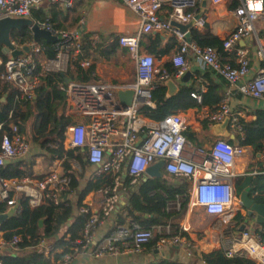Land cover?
Returning a JSON list of instances; mask_svg holds the SVG:
<instances>
[{"label":"built area","instance_id":"built-area-1","mask_svg":"<svg viewBox=\"0 0 264 264\" xmlns=\"http://www.w3.org/2000/svg\"><path fill=\"white\" fill-rule=\"evenodd\" d=\"M139 18V25L134 33L119 35V46L127 48L136 62V80L133 82H105L103 80H72L61 85L65 91V100L58 109L65 131L64 145L67 149L81 150L89 167L83 180L95 179L102 175L112 174L115 184L100 191L102 193L101 208L93 212L87 204L79 208L80 212H91L83 228L82 238L77 239L74 251L66 254L58 264L78 262L83 254L106 263L107 259L116 260L120 256L140 254L146 245L155 241L154 248L159 252L179 247L184 255L191 259L198 252V242L188 236L191 228L182 222L175 225V220L165 224L146 227L127 217L125 223H118V215L126 214V192L123 187L126 179L136 183L144 177L146 169L163 160V172L177 178L187 179L191 183L188 204L204 208L205 212L216 215L222 224V235L226 255H246L256 264H264V232L253 229V220L236 194L235 178L238 177L234 166L238 158L244 156L248 146L239 142L233 143L226 138H215L209 147H201L192 143L186 136L189 127L182 111L167 115L154 124H148L139 113L143 104L155 106L151 90L158 82L174 79L178 82L187 74L189 54L196 56L203 66L212 68L228 82V87L217 110L204 111L198 120H207L210 127L229 117V129L235 135H244L243 120L248 113L236 110L232 103V91L238 89L242 95L253 99H264V45L259 37L257 21L264 16V0H240L233 11L236 27L228 39L224 41V51L234 52L237 65L223 63L221 52L212 46H200L193 39L187 40L186 33L172 25V22L187 24L198 14L199 5L207 0H120ZM213 4H221L226 0H209ZM75 0H0V19L4 17H31L41 28L50 31L60 39L53 43L56 51L54 58H45L43 41H35L32 28L26 37H13L11 42L17 49L28 50L13 58L7 54L6 61L0 56V65H4L1 77L18 89L23 99H33L35 87L39 82L36 73L38 63L45 71H62L77 62L82 67L92 64L88 57L79 58L83 48L81 29L58 28L46 19L33 16V11L44 9V4L60 5L64 9L73 6ZM168 6L166 18L159 11ZM205 12L195 19L193 28L206 27ZM170 32L177 40V49L172 56L176 68L173 78L170 74L160 72L153 54L142 48L144 34ZM31 35V36H30ZM255 37L258 48L257 57L262 62L255 74L251 72L248 46L237 47L242 39ZM95 40L97 35L93 36ZM1 49V48H0ZM159 76V77H158ZM158 77V80H156ZM133 89V102L123 108L117 97V90ZM205 88H202V91ZM191 95L198 101L202 100L201 92L194 91ZM82 112L87 115L85 120L67 122V115ZM31 150L30 140L21 131L18 124L10 123L9 130L3 135L0 144V166L6 160L13 161L26 157ZM128 153L130 155L128 156ZM261 161L260 169L254 174L264 173V150L258 152ZM64 159H56V164L42 177L27 176L13 182L0 173V204L7 210L16 206V213L21 211L20 197L24 196L31 207L43 204L59 206L76 190L72 188V177L64 172ZM72 169L82 172L83 168L77 158L68 160ZM59 162V163H58ZM182 196H177L172 208L179 211ZM181 203V202H180ZM241 213V221L236 216ZM116 223L107 234L97 238V231L107 219ZM180 221V220H178ZM244 224L241 230L240 226ZM264 225V224H263ZM22 235L15 234L12 239L0 238L1 252L17 254L20 251ZM48 256L54 250L51 244L41 242ZM203 259V258H202ZM203 263L205 261L203 260ZM0 264L2 262L0 261Z\"/></svg>","mask_w":264,"mask_h":264},{"label":"trees","instance_id":"trees-1","mask_svg":"<svg viewBox=\"0 0 264 264\" xmlns=\"http://www.w3.org/2000/svg\"><path fill=\"white\" fill-rule=\"evenodd\" d=\"M48 6V5H47ZM50 7V8H49ZM45 9L33 11V16L38 19L48 18L55 26L62 27L64 13L58 4ZM59 7V8H58ZM204 31L192 29V39L200 46H212L219 52L224 50V41L214 35L208 26ZM13 36V35H12ZM15 37V36H13ZM83 48L79 58L88 57L89 51L95 48V39L90 33L83 34ZM106 40V38H105ZM172 46L163 45L159 33L144 34L142 44L156 58L161 59L177 49V40L173 39ZM45 46V58H54L56 51L53 45L43 41ZM118 39L106 45L107 54H112L119 47ZM0 56L4 61L8 55L0 49ZM235 66V63H232ZM96 63L88 67H82L77 62L69 67L65 74L73 80L91 81L95 80ZM176 68L171 59L166 60L160 72H166L171 77ZM4 72V65H0V144L3 135L9 130L10 123L18 124L28 139L45 151L48 162L58 158L64 159V172L72 177V188L76 190V200L66 199L61 205L43 204L31 207L26 197L21 196V211L6 220L0 225V238L12 239L15 234L22 235L20 251L17 254L1 252L0 261L2 264H58L66 254L74 251V242L82 238L83 228L89 219L91 212H80L79 208L87 205L84 201L91 192H100L115 184L112 174L102 175L95 179L83 181L84 173L89 167L85 160V154L80 149L65 148L66 138L62 118L58 116V109L65 100V91L61 85H65L62 71H45L38 63L36 73L39 75V82L35 87L33 99H23L19 96L17 87L6 82L1 77ZM206 80V91L199 89L195 77L191 78L189 84L179 83V90L171 97H167V86L165 82H158L151 90L152 100L155 106L143 104L139 113L144 117L159 121L167 115L186 111L190 108L208 107L211 111L217 110L225 94L228 82L219 73L210 68L204 74ZM176 79V78H175ZM201 92L202 100L198 101L191 93ZM5 97L4 101L1 99ZM203 129L208 128V121L202 122ZM244 135L238 137L240 144L251 147L255 153L264 150V109H257L251 119L243 120ZM186 136L192 143L201 144L197 133L188 127ZM233 142V140H229ZM77 158L83 168L82 172L72 169L69 159ZM35 155L21 160H11L0 166V173L9 179H22L33 176L35 166ZM123 187L125 188L126 214L118 215V223H125L127 217L140 224L151 227L157 224H165L170 220H180L189 202L191 183L187 179L179 181L177 178L168 175L166 172L162 177H149L146 180L140 177L136 183L127 178ZM250 187V196L258 203H264V173L255 175H242L235 178L236 194ZM182 196L181 208L179 211L169 210L170 203ZM6 208L0 204V211ZM242 219L241 213L236 216L239 222ZM45 241L54 247L50 255L45 254L41 242ZM155 241L146 245L153 248ZM226 246L209 253H203L202 258L206 264H256L255 260L246 256L236 254L232 257L226 255ZM154 264V263H153ZM155 264H185L177 260H162Z\"/></svg>","mask_w":264,"mask_h":264},{"label":"crops","instance_id":"crops-1","mask_svg":"<svg viewBox=\"0 0 264 264\" xmlns=\"http://www.w3.org/2000/svg\"><path fill=\"white\" fill-rule=\"evenodd\" d=\"M239 3L240 0H226L221 4H213L207 0L205 6H203V2L199 5L198 12L204 9V14L207 19L206 27L208 26V29L214 35L219 37L222 41H225L229 38L231 32L236 27V17L233 11ZM47 5V3L44 4V9L45 7H49ZM52 6L53 5H51V7ZM58 6L64 13V16L61 19L63 26L65 22H69V26H71L70 28L72 29H81L84 33H90L92 37L97 35L98 39L95 40V48L90 49L88 56L92 63H96L95 80H103L105 82H133L136 80V62L127 48L119 46L112 54H107L109 49L104 51L106 45L114 40H117L119 35H128L135 32L139 25V18L136 14H134V12H132L120 0H75L73 6L70 8L64 9L60 5ZM168 11V6H164L159 11V15L162 18H166ZM256 25L259 37L264 45V16L257 21ZM63 26L58 28H64ZM206 27L199 28V30L204 31L207 29ZM159 34L162 37L163 45L168 44L172 46V43H174L173 39L175 37H173L170 32L163 31ZM106 36H108V39L105 40ZM240 46H248V57L250 59L251 72L252 74H255L262 65V62L256 54L259 45L255 37L253 36V38L250 39L240 40L237 47ZM142 48L147 50L144 43L142 44ZM175 52L176 49L171 51L169 55H164L161 59L155 57L157 67L161 69V65L166 60H172V56ZM188 58L189 68L186 73L190 74L189 78L187 80L180 79L177 83L189 84L191 78L195 77L199 89L202 90V88H205L203 91H206V80L203 78L202 74L210 68L203 66L201 61L193 54H189ZM220 58L223 63L229 62L230 64L235 63V65H237L234 52L223 50ZM158 77L156 80H158ZM232 93L233 96L231 103L233 107L236 110L248 113L249 117L247 119H251L257 109H264V99L257 100L244 96L238 89H234ZM207 110L211 111L208 107H195L183 112L186 120L188 121L189 128H191V131L197 133L198 140L201 142V144H194L201 147H209L216 138L211 134L212 126L210 127L208 123V128L203 129L202 122H204V120H198V117H200V115ZM86 118L87 115L84 113L74 112L67 115L66 121L72 123L75 121L78 122L80 120H85ZM145 120L148 124L156 123V120L147 117H145ZM237 142H239L238 137L235 135L233 143ZM30 144V153L26 157L18 158L16 160L25 159L35 155L36 163L34 166L33 177L39 178L47 173L56 164V160L52 163L48 162L45 157V151L38 145L34 144L31 140ZM257 153H255L254 150L248 146L246 154L238 158L235 163L234 170L237 176L255 175L254 172L261 167V161L258 158ZM129 155L130 153H128V156ZM12 181L17 182L19 179L14 178ZM76 192L77 191L71 194V201L76 200ZM84 202L91 207L93 212H98L101 208L102 193L91 192L87 195ZM6 210L7 208H5L2 212H5ZM172 211H176V209L172 208ZM252 220L253 229L264 232V225L258 224L255 217H253ZM180 222L190 226L191 231L188 236L198 242V252L191 259H188L184 255V250L179 247L167 249L164 254L156 251L154 247H145L143 252L140 254L120 256L116 260H112L110 258L107 259L106 263L99 262L98 259L90 256L89 254H83L79 258L78 262H74L73 264H155L160 263L162 260H177L185 264H204L202 259L203 253H209L225 246L221 221L216 215H211L205 212L204 208L193 207L188 204L180 218V221L177 220L175 225ZM115 223L116 221L111 218L105 220L103 225L97 231V238L107 234Z\"/></svg>","mask_w":264,"mask_h":264},{"label":"water","instance_id":"water-1","mask_svg":"<svg viewBox=\"0 0 264 264\" xmlns=\"http://www.w3.org/2000/svg\"><path fill=\"white\" fill-rule=\"evenodd\" d=\"M206 5V1H203V6ZM204 12V9L199 12V14L191 20L187 24H181L173 21L172 25L178 28L181 32L186 33L187 40H192L191 30L193 28L195 19L200 17ZM32 28L33 37L35 41H44L50 44L55 43L60 39V36L53 35L50 31H47L41 28L37 23L33 21L31 17H21V18H12V17H4L0 19V48L4 54H11L13 58H16L18 55L23 54L28 50L27 47L24 49H17L11 42V35L13 30H23L24 28ZM65 83L68 84L73 79L64 74ZM189 73L185 74L182 79L187 80L189 78ZM167 86V97L173 96L179 90V84L173 80L168 79L166 81ZM117 97L122 104L123 108H127L133 102L134 98V90L133 89H119L117 90ZM5 97L1 99L4 101ZM229 117H225V119L219 123H215L212 126L211 134L216 138H226L229 140L235 139V134L232 133L229 129ZM9 160H6V163ZM164 167V161H158L152 165H150L145 172L143 179H147L149 177H162L164 172L162 171ZM239 198L243 204V206L248 210V216L250 218L255 217V220L258 224H264V203L256 202L250 196V187L245 189L243 192L239 194ZM17 207H10L5 212H0V225L15 215ZM244 227V224L240 227L241 229ZM158 251V250H156ZM159 252V251H158ZM162 254L165 252L163 250L160 251Z\"/></svg>","mask_w":264,"mask_h":264},{"label":"rangeland","instance_id":"rangeland-1","mask_svg":"<svg viewBox=\"0 0 264 264\" xmlns=\"http://www.w3.org/2000/svg\"><path fill=\"white\" fill-rule=\"evenodd\" d=\"M69 25H70L69 22H65L63 27L65 29L71 30L72 28H70L71 26H69ZM28 32H29V28H24L23 30H13L12 35L19 39V37H21V36L26 37ZM106 39H108V36H106ZM202 136H204V135H202ZM29 140H30V138H29ZM180 202H182V200ZM180 202L178 204H180Z\"/></svg>","mask_w":264,"mask_h":264}]
</instances>
